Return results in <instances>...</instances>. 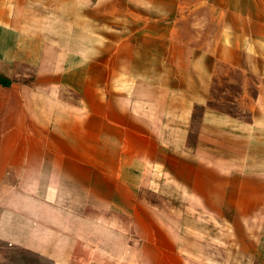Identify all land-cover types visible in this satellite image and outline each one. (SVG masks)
Instances as JSON below:
<instances>
[{"label": "crops", "instance_id": "crops-1", "mask_svg": "<svg viewBox=\"0 0 264 264\" xmlns=\"http://www.w3.org/2000/svg\"><path fill=\"white\" fill-rule=\"evenodd\" d=\"M39 22L0 18V239L52 264H264V96L239 115L214 111L195 189L186 130L152 142L94 64L63 73L62 45Z\"/></svg>", "mask_w": 264, "mask_h": 264}, {"label": "rangeland", "instance_id": "rangeland-1", "mask_svg": "<svg viewBox=\"0 0 264 264\" xmlns=\"http://www.w3.org/2000/svg\"><path fill=\"white\" fill-rule=\"evenodd\" d=\"M0 18H39L62 45L63 73L75 78L70 63L94 64L107 97L154 129L152 142L184 128L183 170L195 189L199 144L200 158L214 157V111L239 115L264 96V0H0ZM4 192L2 183L0 209ZM0 264L52 263L0 239Z\"/></svg>", "mask_w": 264, "mask_h": 264}]
</instances>
